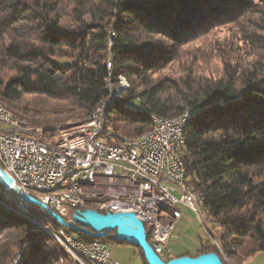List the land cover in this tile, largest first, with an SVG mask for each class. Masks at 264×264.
I'll use <instances>...</instances> for the list:
<instances>
[{
  "label": "trees",
  "instance_id": "16d2710c",
  "mask_svg": "<svg viewBox=\"0 0 264 264\" xmlns=\"http://www.w3.org/2000/svg\"><path fill=\"white\" fill-rule=\"evenodd\" d=\"M261 8L264 0H0V103L51 143L61 126L86 120L119 78L129 88L105 121L116 136L138 138L153 129L152 116L200 109L175 150L220 250L206 241L192 258L214 253L222 264H245L264 256V66L219 80L153 75L199 35ZM76 212L68 223L80 228ZM54 229L83 244H108L113 234L97 239ZM14 252L21 264H73L46 233L0 205V264ZM183 256L191 257L164 258Z\"/></svg>",
  "mask_w": 264,
  "mask_h": 264
},
{
  "label": "built area",
  "instance_id": "2783aa9c",
  "mask_svg": "<svg viewBox=\"0 0 264 264\" xmlns=\"http://www.w3.org/2000/svg\"><path fill=\"white\" fill-rule=\"evenodd\" d=\"M98 118L90 116L78 126L57 130V150H47L37 140L36 130L0 114V120H6L0 130V170L22 193L67 222L70 210L87 206H97L102 214H133L143 224L149 246L165 257L170 254L165 248L170 233L182 217L176 206L184 205L200 222L195 197L175 174L172 157L165 156L182 121L161 128L142 146L116 148L106 147L107 139H117L115 134H106L103 144L95 143ZM13 196L19 204L23 200ZM200 226L214 246L208 227ZM66 249L73 253V264H118L110 259L108 244L82 245L67 238ZM21 257L20 253L11 264Z\"/></svg>",
  "mask_w": 264,
  "mask_h": 264
},
{
  "label": "rangeland",
  "instance_id": "374dc122",
  "mask_svg": "<svg viewBox=\"0 0 264 264\" xmlns=\"http://www.w3.org/2000/svg\"><path fill=\"white\" fill-rule=\"evenodd\" d=\"M257 0H252L256 3ZM235 23H226L209 29L199 35L195 40L183 46L178 58H176L165 70L153 75V79H178L186 80L193 76L203 79L219 80L225 73L241 74L250 71L252 67L264 66V8L258 14L246 13ZM66 63V60H60ZM125 80V79H124ZM126 81V80H125ZM129 87V83L126 81ZM118 82V88L119 86ZM135 108L136 105H132ZM176 197L179 195L175 194ZM176 209L182 213L177 226L171 231L166 243V250L175 252H195L206 242L205 234L197 217L184 205H177ZM68 221L71 223L70 219ZM206 223L211 228V223ZM217 232V230H215ZM214 231V233H216ZM212 236V234H211ZM104 240L109 245L110 259L114 262L120 256L124 258L125 264H135L139 259V250L132 245L117 244L111 242V238ZM213 237V236H212ZM54 247L58 243L49 239ZM215 246V245H214ZM216 247V246H215ZM16 252L13 253V255ZM166 255V254H165ZM164 261V256H160ZM169 257V255L165 256ZM230 264H233L230 262ZM245 264H264V256L257 254L250 258Z\"/></svg>",
  "mask_w": 264,
  "mask_h": 264
},
{
  "label": "bare ground",
  "instance_id": "6f19581e",
  "mask_svg": "<svg viewBox=\"0 0 264 264\" xmlns=\"http://www.w3.org/2000/svg\"><path fill=\"white\" fill-rule=\"evenodd\" d=\"M107 67L109 68L110 65L108 64ZM119 88L111 94L105 101L100 103L95 110L91 113L90 116H96L99 115L98 118V126L96 127L94 131V141L96 144H103L104 137L106 134H111L109 132L105 131V121L106 117L108 114V110L112 106V102L114 98H116L121 91H126L129 87L126 84V81L124 78H119ZM109 89V83H107V87ZM126 106V105H125ZM127 109V108H126ZM189 111V110H188ZM0 114H4L7 119H10L12 121L16 122H21L22 125H25V127H31V129L36 130V138L41 144V146L45 147L47 150H57V143L56 142H49L44 138V131H41L39 129H35L32 126L29 125V123L23 119H20L13 115L10 111H8L1 103H0ZM197 114L196 110H192L189 112H186L185 114L172 118V119H164L156 116H152L151 120L153 123V129L150 130V132H147L143 135H141L138 138H128L125 136H117V139H107L106 140V147H116V148H123L124 145H130V146H142L144 143H149L151 142L158 131L161 130V128H173L176 127V125L180 123V126L178 128V132L176 134V137L174 138L173 141H170V147L165 148V156L166 157H172V166H174L175 169V174L181 177L182 182L185 184V187L189 189V192L192 196L195 197V201L197 203V210H198V215H199V220L200 223L204 226H206V223L208 222V219L206 215L203 212V198L200 194H198L192 187H190L186 181H185V174H184V166L181 158L179 156H174V150L177 148L181 142L182 138L184 135V131L187 128V125L189 124V121L193 119V117ZM192 115V116H191ZM89 116V117H90ZM186 116H191V118L183 120L184 117ZM83 121H75V122H70L67 123L63 126H61L59 129H65L68 127L72 126H78L82 123ZM6 127V120H0V130L2 128ZM57 130V129H56ZM57 140V137L54 141ZM179 154V152H178ZM0 194H5V196L0 195V205L8 210L9 212L21 217L22 219L26 220L29 222L33 227L36 229L43 231L44 233L47 234L49 239H52L56 241L61 248V250L64 252V255L66 256L67 259H69L71 262H73V253H71L70 250L66 249L67 248V238H71L66 232L62 230L56 231L54 229L55 225H58L50 216L49 213L44 211L43 208L39 206H33L32 204H29L25 202L24 200L20 201V204L16 201H14V196L13 194L8 191L4 190L3 188L0 187ZM87 209H91L93 211H96L98 213L102 214V209H98L97 206H87ZM60 226V225H59ZM211 232V231H210ZM60 237V239H59ZM82 245H107L104 242H93L91 244H83L79 242ZM214 245L216 246L217 249L220 250L218 243L215 241ZM20 253L16 252L11 259L5 263V264H11L13 262V259L15 257H19ZM21 258H16L15 259V264H21Z\"/></svg>",
  "mask_w": 264,
  "mask_h": 264
},
{
  "label": "water",
  "instance_id": "95a60500",
  "mask_svg": "<svg viewBox=\"0 0 264 264\" xmlns=\"http://www.w3.org/2000/svg\"><path fill=\"white\" fill-rule=\"evenodd\" d=\"M196 112L199 113L200 109H197ZM0 187L10 191L13 195L20 196L29 204L44 208L58 225L67 230L76 231L97 239H103L113 233L115 241L125 242L138 248L146 264H222L219 257L214 253H206L194 258L183 256L169 261L162 260L147 243L144 226L133 214H101L91 209L77 211L73 215V220L82 226L79 228L69 224L58 214L48 210L46 206L22 193L14 186L12 179L2 170H0Z\"/></svg>",
  "mask_w": 264,
  "mask_h": 264
},
{
  "label": "crops",
  "instance_id": "0c3cea01",
  "mask_svg": "<svg viewBox=\"0 0 264 264\" xmlns=\"http://www.w3.org/2000/svg\"><path fill=\"white\" fill-rule=\"evenodd\" d=\"M176 226H177V225H176ZM168 252H169L170 255H171V250H169ZM196 252H197V250H196L195 252L179 251V252H175V255L177 256V255H181V254H183V253H186V254H188L189 256L193 257V256L196 255ZM115 261H116V263H118V264H125L124 258H123L122 256H120L119 259H118V260H115ZM133 264H134V263H133ZM135 264H145L140 254H139V259H138V261H137Z\"/></svg>",
  "mask_w": 264,
  "mask_h": 264
}]
</instances>
